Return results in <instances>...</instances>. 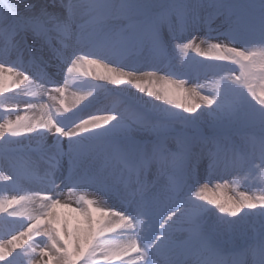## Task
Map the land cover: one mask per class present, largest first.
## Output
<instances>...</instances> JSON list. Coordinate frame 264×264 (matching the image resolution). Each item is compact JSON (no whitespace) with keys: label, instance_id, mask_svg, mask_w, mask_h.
Listing matches in <instances>:
<instances>
[{"label":"snow or ice","instance_id":"snow-or-ice-1","mask_svg":"<svg viewBox=\"0 0 264 264\" xmlns=\"http://www.w3.org/2000/svg\"><path fill=\"white\" fill-rule=\"evenodd\" d=\"M0 264H264V0H0Z\"/></svg>","mask_w":264,"mask_h":264}]
</instances>
